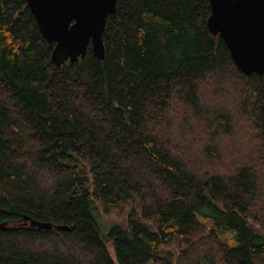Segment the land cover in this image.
<instances>
[{"label": "trees", "instance_id": "obj_1", "mask_svg": "<svg viewBox=\"0 0 264 264\" xmlns=\"http://www.w3.org/2000/svg\"><path fill=\"white\" fill-rule=\"evenodd\" d=\"M210 14V0H117L103 59L89 45L56 66L27 2L0 0V264H264V76L238 71ZM202 86L230 110H205ZM171 115L183 136L239 125L253 141L221 160L204 147L205 168ZM97 204L131 208L104 236Z\"/></svg>", "mask_w": 264, "mask_h": 264}, {"label": "water", "instance_id": "obj_2", "mask_svg": "<svg viewBox=\"0 0 264 264\" xmlns=\"http://www.w3.org/2000/svg\"><path fill=\"white\" fill-rule=\"evenodd\" d=\"M25 1L43 38L55 45L51 58L56 66L84 58L89 45L103 59L106 20L115 13L117 0ZM210 7L209 32L223 41L238 71L264 76V0H210Z\"/></svg>", "mask_w": 264, "mask_h": 264}, {"label": "rangeland", "instance_id": "obj_3", "mask_svg": "<svg viewBox=\"0 0 264 264\" xmlns=\"http://www.w3.org/2000/svg\"><path fill=\"white\" fill-rule=\"evenodd\" d=\"M227 85V84H226ZM211 87V86H209ZM209 89L207 87L202 86L200 88L199 94L202 102V106L207 111H219L221 109H227L230 110L231 99L227 95H220L216 94V91L218 89ZM230 89V88H229ZM230 95L232 93L230 92ZM227 97V99L225 98ZM224 107V108H223ZM186 116L184 112L182 111L181 117ZM171 118L173 119L174 126L172 127V137L173 142L180 148V152L182 156L186 160H190L192 163L198 165L199 163L202 164L205 168H208L209 163L206 161V157L204 158V147L211 146V147H217L219 149V156L220 160L221 158L230 157V155H234L239 150H242V148L249 147L250 143L253 141L250 137L249 139L246 138H239L238 135L240 133V127L237 125L236 130L233 134V136L229 137L226 135L219 134V136H211V134L204 133V130L200 126H195V123L191 122L189 125L193 128V132L189 133L186 132L185 136L182 135L180 132V123L184 122V119L177 117L176 115H171ZM180 119V120H178ZM186 121V119H185ZM182 125V124H181ZM243 136V135H242ZM241 136V137H242ZM220 162L227 163L225 160H222ZM221 165V164H220ZM222 166V165H221ZM263 203L259 202L258 204V212L261 210L263 211ZM131 206H122L116 210H113L110 213H105L102 208L97 204L98 212L96 221L100 227L102 235L106 236L108 233V229L113 224H121L124 225L125 221V214L127 211L130 210ZM136 210L138 211V207H136ZM262 214V213H261ZM150 224V221L147 222ZM105 247L108 250L110 256L112 259H115L114 250L112 247V244L110 243V240H107V243H105Z\"/></svg>", "mask_w": 264, "mask_h": 264}]
</instances>
